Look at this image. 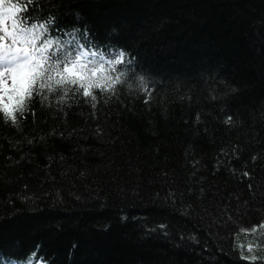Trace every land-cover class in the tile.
Returning a JSON list of instances; mask_svg holds the SVG:
<instances>
[{"label":"trees","instance_id":"16d2710c","mask_svg":"<svg viewBox=\"0 0 264 264\" xmlns=\"http://www.w3.org/2000/svg\"><path fill=\"white\" fill-rule=\"evenodd\" d=\"M17 4L57 55H125L0 113V264H264V0Z\"/></svg>","mask_w":264,"mask_h":264},{"label":"snow or ice","instance_id":"6c2138e0","mask_svg":"<svg viewBox=\"0 0 264 264\" xmlns=\"http://www.w3.org/2000/svg\"><path fill=\"white\" fill-rule=\"evenodd\" d=\"M20 10V5H5V0H0V113L6 119L16 124V113L23 115L26 101L31 100L33 93L41 96V90L54 91V85H78L84 89V96L95 100L92 89L112 90L113 85L120 82L119 77L113 80L105 74V65L121 64L124 52H120L118 58L106 61L103 56L99 61L88 59L98 53L85 50H79L75 55L71 51L57 55L61 51L59 41L43 39L41 43L47 29L43 24L28 26L26 17L16 15Z\"/></svg>","mask_w":264,"mask_h":264},{"label":"rangeland","instance_id":"374dc122","mask_svg":"<svg viewBox=\"0 0 264 264\" xmlns=\"http://www.w3.org/2000/svg\"><path fill=\"white\" fill-rule=\"evenodd\" d=\"M0 34H2V33H0ZM10 42V41H9Z\"/></svg>","mask_w":264,"mask_h":264}]
</instances>
